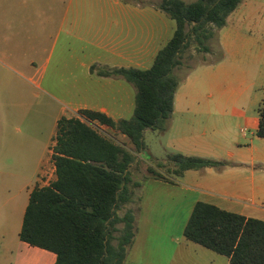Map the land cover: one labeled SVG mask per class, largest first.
Returning <instances> with one entry per match:
<instances>
[{
  "label": "crops",
  "instance_id": "obj_1",
  "mask_svg": "<svg viewBox=\"0 0 264 264\" xmlns=\"http://www.w3.org/2000/svg\"><path fill=\"white\" fill-rule=\"evenodd\" d=\"M156 5L0 0V264L56 263V254L23 242L20 233L32 192L57 180L58 122L79 117L83 109L116 121L133 116L134 85L99 73L153 66L175 31ZM218 39L222 59L184 76L165 134L174 153L227 165L188 171L175 184V178L147 182L181 183L193 194L190 213L202 201L264 221V137L257 135L264 101V0H242ZM203 95L215 102L202 103ZM60 96L95 100L68 109Z\"/></svg>",
  "mask_w": 264,
  "mask_h": 264
},
{
  "label": "trees",
  "instance_id": "obj_2",
  "mask_svg": "<svg viewBox=\"0 0 264 264\" xmlns=\"http://www.w3.org/2000/svg\"><path fill=\"white\" fill-rule=\"evenodd\" d=\"M242 0H160L157 9L175 22L171 40L148 70L115 69L101 76H122L137 90L131 119L114 120L105 113L83 109L79 117H63L53 139L57 180L32 192L20 239L57 256L55 264H125L135 238L134 213L120 215L141 183L132 179L135 155L106 138L89 123L99 122L116 130L145 150L148 130L165 133L174 112L182 78L176 70L191 47L208 51V42L224 28ZM223 54L221 53V60ZM193 68L190 69L191 72ZM188 72V73H189ZM84 119L85 121H83ZM264 137V101L257 131ZM176 177L191 170L219 168L223 161L168 157ZM158 167H164L158 163ZM154 179L171 182L155 167ZM122 226V227H120ZM186 240L229 258L231 264H264V221L223 210L199 201L184 229Z\"/></svg>",
  "mask_w": 264,
  "mask_h": 264
},
{
  "label": "rangeland",
  "instance_id": "obj_3",
  "mask_svg": "<svg viewBox=\"0 0 264 264\" xmlns=\"http://www.w3.org/2000/svg\"><path fill=\"white\" fill-rule=\"evenodd\" d=\"M159 1L156 0V3L158 4ZM184 1L192 3L195 0ZM165 16L175 28V22L168 15L165 14ZM207 47L208 51L195 46H191L186 51L183 56V65L176 70L179 78L183 79L191 68L216 62L220 58L222 51L219 45L218 31L208 42ZM260 84L262 85L260 89L264 90V77ZM134 89L137 93L136 88ZM206 89L204 88V90ZM60 100L63 106L71 109L85 104H93L95 97L60 96ZM201 102L212 103L215 101L207 99L203 95ZM89 124L103 136L125 146L135 155L131 169L132 179L141 183L142 188L134 189L136 190L134 196L136 205L128 204L122 207L119 212L120 215H124L131 210L136 218L135 238L132 245L128 247L125 264H230L228 257L190 242L184 237V229L191 214L189 211V200L193 195L191 192L186 190L181 183L177 187H165L147 182L149 179H153L148 171V168L152 166L169 179L175 178L174 184L181 181L174 176L172 173L174 166L168 162V157L176 153L167 147L170 140L167 134L148 130L144 139L145 150L137 152L131 141L124 143L125 139L122 133L109 127ZM158 163H163L164 167L159 168Z\"/></svg>",
  "mask_w": 264,
  "mask_h": 264
}]
</instances>
